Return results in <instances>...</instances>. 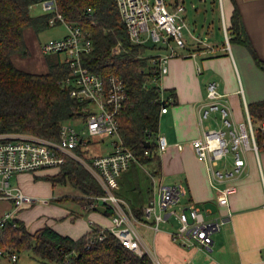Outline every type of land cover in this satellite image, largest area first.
<instances>
[{
  "label": "built area",
  "instance_id": "2783aa9c",
  "mask_svg": "<svg viewBox=\"0 0 264 264\" xmlns=\"http://www.w3.org/2000/svg\"><path fill=\"white\" fill-rule=\"evenodd\" d=\"M115 2L129 41L133 45H150L158 49L151 55L154 74L152 82L159 86L160 101L164 104L166 99L161 82L168 73L169 60L180 57L186 47L183 35L186 29L184 5L181 0ZM38 3L50 15V27L59 24L65 26L66 34L44 42L41 51L46 56L58 54L67 63L69 73L62 80V85L68 89L69 96L79 103L82 113L78 119L61 125L58 140L0 132V201L11 204V209L0 215V235L8 226L17 227L20 210L25 207L48 206L51 201L48 197L28 194L19 185H11L12 177L59 169L67 159H72L92 174L104 192L102 196L92 197V205H83V208L86 210L103 206L111 211L110 225L100 229L95 241L104 240L109 232L130 252L138 256L147 255L154 264H160L144 245L138 226L157 232L161 224L175 220L178 226L171 234L173 242L185 248L210 250L213 234L227 222L230 214L205 219L199 206L190 202L181 203L186 197V189L182 185L163 186L151 176L152 197L142 208V219H138L127 202L117 196L118 178L136 161L119 135L118 118L129 100L124 80L114 75L102 77L86 70L81 60L83 54L92 50L89 34L63 18L57 10L56 0H38ZM202 43L198 40V44ZM225 97L215 82L207 84L206 102L199 111L201 134L191 141V146L197 160L207 166L212 188L217 192L216 202L220 207L229 209L230 198L237 192L235 182L244 174L247 165V153L251 151L258 155V147L248 108L245 106L244 121L235 123L231 119V109ZM168 102L171 104L172 99ZM167 110L163 106L160 114ZM260 130L264 134V122L260 124ZM101 135L115 138L111 149L94 155L96 157L90 162L85 161L78 148L88 149L93 138ZM156 146L158 153L167 149L163 136L157 135ZM144 154L148 155L147 152ZM220 185L223 187L220 188ZM262 186L264 190V178ZM0 257L17 260V255L10 252L0 251Z\"/></svg>",
  "mask_w": 264,
  "mask_h": 264
},
{
  "label": "trees",
  "instance_id": "16d2710c",
  "mask_svg": "<svg viewBox=\"0 0 264 264\" xmlns=\"http://www.w3.org/2000/svg\"><path fill=\"white\" fill-rule=\"evenodd\" d=\"M37 3L38 0H0V132L58 140L61 125L78 119L82 113L79 103L62 85L69 73L67 63L60 55H51L48 71L34 74L17 68L12 60L18 53H27V29L38 33L50 28V15L32 16L30 9ZM56 5L68 23L79 26L90 36L92 50L82 55L83 67L102 77L114 75L124 80L129 100L118 118L119 135L136 158L127 176L131 173L132 178L133 175L134 187L129 190H137L138 167L157 158L156 137L161 108L169 106L170 98L172 104L175 103L174 95L167 90H163L166 101L161 103L160 88L152 82L151 55L147 52L158 49L150 45H133L129 41L115 0H56ZM227 31L229 42L246 47L256 65L264 70V60L259 59L244 32L236 6ZM117 46L119 48L115 50ZM248 110L255 127L258 150H264V134L260 130V124L264 122V100L250 104ZM78 152L87 162L97 155L89 148L79 147ZM58 170L56 175H45L42 180L52 186L68 185L77 190L80 196L67 198L78 205L91 206L92 197L104 194L92 174L77 161L67 159ZM35 180L41 179L36 177ZM142 208V205L131 206L138 219H142ZM104 215L110 217L111 211L105 209ZM100 229L93 226L90 233L73 240L49 226L31 234L22 221H17L16 228L8 226L0 235V251H29L34 258L47 264H154L149 256L130 252L109 232L104 240L95 241Z\"/></svg>",
  "mask_w": 264,
  "mask_h": 264
},
{
  "label": "crops",
  "instance_id": "0c3cea01",
  "mask_svg": "<svg viewBox=\"0 0 264 264\" xmlns=\"http://www.w3.org/2000/svg\"><path fill=\"white\" fill-rule=\"evenodd\" d=\"M181 1L184 5V0ZM220 2L225 41L210 43L209 32L205 41L200 40L202 44L195 45L185 39L186 47L181 51V56L169 60L168 73L163 77L161 86L174 95L175 103H169L167 112L160 115L157 133L165 138L167 149L161 153L156 151L157 158L145 166L151 164L153 171L149 176L155 177L158 184L182 185L186 189V197L181 203L196 204L205 219L230 216L213 234L208 251L198 247L185 248L173 242L171 234L178 226L175 220L161 224L157 232L138 226L144 245L160 264H264V150H258V155L251 151L247 153L244 174L235 182L237 192L231 196L229 209H226L216 202L217 192L212 188L207 166L197 160L191 146V141L201 134L199 111L206 102L209 82H215L219 92L226 96L231 119L235 123L244 121L245 106L248 108L250 104L264 100V70L256 65L246 47L229 42L230 33L227 31L236 6L244 32L259 59L264 60V0ZM128 172L118 178L116 194L127 202L130 209L131 206L144 207L150 195L143 200L129 188L125 189L124 178ZM4 203L6 207L0 210V215L11 209L9 202ZM43 208V211L52 212L55 217H38L33 221L35 213H29L31 210L17 216L31 234L49 226L57 233L77 240L90 233L93 226L107 228L110 225V218L96 207L85 210L80 205L81 212L91 211L87 215L88 221L79 218L80 213L74 211L65 214L55 205ZM15 254L16 261L0 257V264H47L34 258L29 251Z\"/></svg>",
  "mask_w": 264,
  "mask_h": 264
},
{
  "label": "rangeland",
  "instance_id": "374dc122",
  "mask_svg": "<svg viewBox=\"0 0 264 264\" xmlns=\"http://www.w3.org/2000/svg\"><path fill=\"white\" fill-rule=\"evenodd\" d=\"M185 13L184 17L186 20V29L183 31V35L188 42H193L198 44V40H204L209 32L210 43H215V41L224 42L225 41V32L222 24L221 12L223 13V7L220 0H184ZM32 15H42L46 14L43 10L41 4H36L30 9ZM193 34V37L191 36ZM66 34V29L64 25H56L50 27L43 31L36 33L32 29H27L25 31V43L27 46V53H18L13 56L12 60L14 65L26 72L34 74H43L48 71V60L51 59V56H46L41 51V45L52 39H58L63 37ZM205 41V40H204ZM156 51H148V55H153ZM29 135V134H28ZM101 135L95 136L93 138L92 144L89 145V148L92 150L93 154H103L108 152L111 149L112 141L115 138H110L108 136ZM151 164L144 165L143 167H138V185L139 190H134L137 197H141L145 200L149 195L152 197L153 185L151 178L149 176L152 173ZM59 172L58 169L53 170H43L36 173H25L20 177L15 175L12 177L10 183L11 185H19L24 192L29 193L35 197H48L51 199L49 205H55L57 208L64 211L65 214L67 211H74L80 213L82 220L88 221L89 217L87 216L91 211L81 212L80 205L76 202L68 199L67 197H77L81 194L74 188L68 185L57 184L52 186L49 182L42 180L43 176H54ZM41 180H35V178ZM124 178V177H123ZM133 178V175H132ZM131 178V173L124 178L125 189L129 187L132 188L133 181ZM150 189V192H148ZM31 192V193H30ZM64 198L63 201H57V199ZM4 201H0V210L6 207ZM47 207V206H46ZM27 210L29 213H35L33 221L38 220L37 218H54L55 214L52 212L43 211L45 208L43 206H34L31 208H23L19 213H26ZM36 210L35 212H33ZM57 217V216H56ZM30 227V224H28ZM139 232L141 230L139 229Z\"/></svg>",
  "mask_w": 264,
  "mask_h": 264
},
{
  "label": "water",
  "instance_id": "95a60500",
  "mask_svg": "<svg viewBox=\"0 0 264 264\" xmlns=\"http://www.w3.org/2000/svg\"><path fill=\"white\" fill-rule=\"evenodd\" d=\"M148 145L149 144H147V147H148ZM95 209L100 211V212H104L105 211V208L103 206H97Z\"/></svg>",
  "mask_w": 264,
  "mask_h": 264
}]
</instances>
